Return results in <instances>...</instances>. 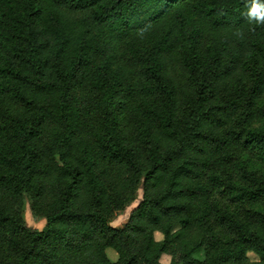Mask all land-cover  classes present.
Returning <instances> with one entry per match:
<instances>
[{"label": "trees", "instance_id": "trees-1", "mask_svg": "<svg viewBox=\"0 0 264 264\" xmlns=\"http://www.w3.org/2000/svg\"><path fill=\"white\" fill-rule=\"evenodd\" d=\"M262 120L264 0H0V264H264Z\"/></svg>", "mask_w": 264, "mask_h": 264}, {"label": "rangeland", "instance_id": "rangeland-1", "mask_svg": "<svg viewBox=\"0 0 264 264\" xmlns=\"http://www.w3.org/2000/svg\"><path fill=\"white\" fill-rule=\"evenodd\" d=\"M254 127H264V120L255 123ZM138 195L140 199L141 190L138 192ZM137 203L138 201L134 202L128 208H126L123 213H121L115 220L112 221L111 225L115 228H121L127 222L130 211L137 205ZM23 218L27 226L37 230H41L45 225V221L43 219H35L32 217L29 206L27 205L25 206L23 211ZM154 236L157 241H161L163 239L160 233L156 232ZM107 256L112 262H115L117 260L116 253L111 249L107 250ZM248 256L253 261L258 260V257L253 253H248ZM160 262L161 264H170V257L168 255H162L160 258Z\"/></svg>", "mask_w": 264, "mask_h": 264}]
</instances>
